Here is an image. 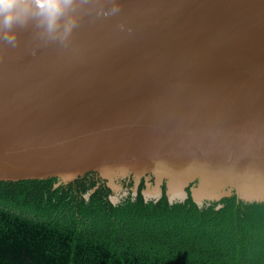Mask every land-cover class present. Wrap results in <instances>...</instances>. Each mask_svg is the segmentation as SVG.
Segmentation results:
<instances>
[{"label": "water", "instance_id": "water-1", "mask_svg": "<svg viewBox=\"0 0 264 264\" xmlns=\"http://www.w3.org/2000/svg\"><path fill=\"white\" fill-rule=\"evenodd\" d=\"M87 173L264 202V0H79L67 37L0 33V181Z\"/></svg>", "mask_w": 264, "mask_h": 264}, {"label": "trees", "instance_id": "trees-1", "mask_svg": "<svg viewBox=\"0 0 264 264\" xmlns=\"http://www.w3.org/2000/svg\"><path fill=\"white\" fill-rule=\"evenodd\" d=\"M90 175L0 181V264H264V202L115 204Z\"/></svg>", "mask_w": 264, "mask_h": 264}, {"label": "clouds", "instance_id": "clouds-1", "mask_svg": "<svg viewBox=\"0 0 264 264\" xmlns=\"http://www.w3.org/2000/svg\"><path fill=\"white\" fill-rule=\"evenodd\" d=\"M78 4L79 0H0V33L10 34L15 26L35 22L49 36L67 37Z\"/></svg>", "mask_w": 264, "mask_h": 264}, {"label": "flooded vegetation", "instance_id": "flooded-vegetation-1", "mask_svg": "<svg viewBox=\"0 0 264 264\" xmlns=\"http://www.w3.org/2000/svg\"><path fill=\"white\" fill-rule=\"evenodd\" d=\"M90 177L98 182L99 186H104L105 188H109L110 194L109 198L112 200L113 203L118 204L119 202L127 199L128 197H132L133 199L136 198L141 192V194L144 196L145 200H154L156 194H148L149 198H146V189H147V184L146 180L142 179L139 184H135V180L133 177H128L125 179H122L119 181L120 188L118 191H116L113 187H111L108 184V180L101 178L100 176L96 175V173H90ZM154 182V180H152ZM160 192L162 193L161 198L163 197L164 194L167 195V185L166 183H163L161 185Z\"/></svg>", "mask_w": 264, "mask_h": 264}]
</instances>
